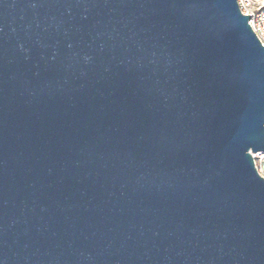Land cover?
Returning <instances> with one entry per match:
<instances>
[{
    "label": "water",
    "instance_id": "water-1",
    "mask_svg": "<svg viewBox=\"0 0 264 264\" xmlns=\"http://www.w3.org/2000/svg\"><path fill=\"white\" fill-rule=\"evenodd\" d=\"M237 0H0V264H264V47Z\"/></svg>",
    "mask_w": 264,
    "mask_h": 264
},
{
    "label": "built area",
    "instance_id": "built-area-1",
    "mask_svg": "<svg viewBox=\"0 0 264 264\" xmlns=\"http://www.w3.org/2000/svg\"><path fill=\"white\" fill-rule=\"evenodd\" d=\"M242 14L249 15L248 23L264 47V0H237ZM257 173L264 178V152L252 154Z\"/></svg>",
    "mask_w": 264,
    "mask_h": 264
}]
</instances>
